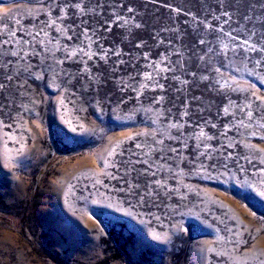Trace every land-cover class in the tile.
I'll list each match as a JSON object with an SVG mask.
<instances>
[{
    "label": "rangeland",
    "instance_id": "obj_1",
    "mask_svg": "<svg viewBox=\"0 0 264 264\" xmlns=\"http://www.w3.org/2000/svg\"><path fill=\"white\" fill-rule=\"evenodd\" d=\"M0 264H264V0H0Z\"/></svg>",
    "mask_w": 264,
    "mask_h": 264
}]
</instances>
